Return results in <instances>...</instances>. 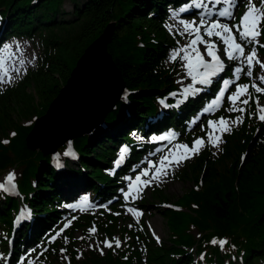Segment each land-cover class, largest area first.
<instances>
[{"label":"trees","instance_id":"1","mask_svg":"<svg viewBox=\"0 0 264 264\" xmlns=\"http://www.w3.org/2000/svg\"><path fill=\"white\" fill-rule=\"evenodd\" d=\"M65 1L0 0V28H4L5 36L37 37L42 49L40 60L46 59L0 95V137H8L10 129L15 131L7 144L0 142V174L11 167L21 168L18 179L22 198L35 210L45 205L51 209L44 217L36 218L44 227L56 219V214L61 215L54 203L62 190L51 165L53 153L28 146L26 136L31 126L23 125L22 120L46 112L86 46L113 23L107 48L131 94L126 100H116L104 116V123L90 135L73 138L80 161L93 171L88 179L79 165L69 168L87 186H94V179L106 180L101 191L94 188V192L109 194L113 180H107L108 175L100 169L108 161L107 154L120 139L133 140L131 129H142L144 123H149L148 116L157 111L156 96L173 84L172 71L178 68L168 64L178 35L165 28L166 10L179 5L177 0H68L73 4L69 12L65 11ZM261 33L264 42V22ZM260 51L264 54L263 47ZM248 121L246 118L244 123ZM249 123V131L245 126L240 130L233 126L218 158L210 159L203 153L183 169V180L194 185L174 201L183 210L153 205L165 218L168 236L164 241H153L142 224H119L118 218L123 215L113 210L94 212L73 227L84 231L94 224L98 233L114 231L120 244L115 252L109 249L105 255H99L94 247L87 249L80 264H200L199 252L204 253L208 263L222 264L233 257L242 264H264V131L253 135V123ZM110 133L116 135V140ZM99 136H103L101 140ZM244 150L240 162L239 153ZM154 193L153 197L167 200L161 190ZM1 201L5 202L0 204V222L6 224L18 202L0 190ZM106 219L110 222L107 227ZM195 229L197 235L192 233ZM220 240L226 243L221 246ZM137 243L148 244V248L138 249ZM141 253H145V261Z\"/></svg>","mask_w":264,"mask_h":264},{"label":"rangeland","instance_id":"2","mask_svg":"<svg viewBox=\"0 0 264 264\" xmlns=\"http://www.w3.org/2000/svg\"><path fill=\"white\" fill-rule=\"evenodd\" d=\"M246 2L248 4V0ZM253 2L258 7L261 6V0H253ZM72 6H73L72 2H70L68 0H66L64 2V7H65L66 12H69V10L72 8ZM245 9H246V6L244 7V10H242L240 12L242 15L246 11ZM236 12L234 13L233 20L230 23L229 28L235 29V27L238 25L237 30H242L239 28V25H240L239 22L234 21L235 16H236ZM201 19L205 20L204 25L200 24ZM168 21H169V23H168L167 28L171 31H174L178 35L183 36V38H184V40H182L180 43L179 49H182L184 47V45L188 44L190 39L194 38L192 34L184 31V24L181 23V21L191 22V23H194L195 26H198L200 28L199 34L202 36L204 43H198L195 47L197 48V50L202 55H204L205 58H210L207 55V53L205 52L206 42H208V40H207L208 38H204L203 33H206L205 28L209 27L212 23L208 22L206 20V18H203L201 16L200 11H198V13L196 15L189 14V15H182L180 17L172 16L170 19H168ZM201 27H203V30L201 29ZM236 33H237V31L235 30L234 34H236ZM215 37H217V36L215 34H213L212 37L209 39L215 46L214 51L217 54H219L223 59H227L228 56L225 54V51H224L226 46L224 45L223 41H219ZM218 39H220V38H218ZM17 46H19V51H17ZM222 46H224V47H222ZM100 49H101V47H100ZM187 51L189 54H192V50L190 48ZM96 53H97V51H96ZM36 54H37V46L33 45V43L30 41H26L24 39H10L7 42H5L3 47L0 49V61H3L2 69H0V78L2 77L0 79V82H3V83L9 82V81L13 80L14 78H16L17 76H19L21 73L25 72L26 68L34 61ZM178 54H179V60H180L179 62L181 64L182 70H183V66H184V68H186L185 67L186 61L182 59V57L184 56L185 53L183 51H179ZM96 55L99 56L100 61L106 67V69L111 72L113 67L110 64V62L107 61L105 54L98 53ZM240 59H237L236 61L238 62ZM21 60L24 61L23 64L20 63ZM257 60L260 61V63H257L256 62ZM261 64H264V56H258L256 54V58L254 59L251 67H253V66L257 67L258 73L255 75V80L257 82H254V80H252V85L255 84L257 86V85L264 84V68L261 67ZM237 65H238V63H237ZM246 65H247V63H246ZM248 67L249 66L247 65V67L245 68L246 69L245 74L247 73L246 75H248ZM198 77H200V76H197L196 78H198ZM111 78L113 79V76H111ZM120 86L121 85H119L118 91L116 92L115 96L110 99L111 101L108 102L105 109H107L111 105V103L113 102L114 98L116 97V95L118 94V92L121 89ZM187 86H188V84L186 85V88H187ZM261 106H264V101L259 104V108ZM103 111H105V110L103 109L99 113L97 118L100 116L101 113H103ZM35 118L36 117L30 116V118L24 119V120H22V122L26 123V124H30ZM100 118H101V116L99 117V119ZM230 118L233 120L232 117H230ZM210 120L211 119H209L208 122ZM219 120H220V118H214V124L207 128L206 133L204 136H202V138L198 137V136L193 138V140L200 138L203 141V143H202V145L197 146L199 149L197 152L187 153L188 160L191 158V156L198 153L204 147L203 146L204 142H207L211 145V149L209 152H211L212 154H214V152L219 149V145L223 141V138L221 136H222V133L224 132V127H225L224 125L219 124ZM224 120H226V119L224 118ZM199 126L200 125L195 126L189 132L196 130ZM88 127H90V126H88ZM227 127H228V121H227ZM209 133H212L211 137L209 136ZM40 134H41V132H38L37 134H35L36 139L35 138L31 139V143L33 145L36 144L37 137ZM182 136L184 137L185 135H182ZM182 136H180V137H182ZM217 136H219L220 139L217 142V145L214 146V144L211 141H215ZM178 144H184V143L179 141V142H176L170 149L167 148V150H164V151L159 150L158 153H154L152 158H155V159L153 161H150L149 158L146 159V164L142 168H140L135 174L131 175V178L129 181L125 182V184H123L122 186L119 187V193H120L119 197L122 198V199H120L122 201V205H121L122 207L120 209L124 210V211L126 210L127 215H128V218L126 220H124V219L118 220L119 223H121V224H124V223L132 224L134 221L140 220L142 218V223H143L144 229L147 233H149L151 235L152 239L158 238L159 240L164 241L167 238L168 229L166 228L164 216L155 207H148V206L141 207L140 204L143 202L144 203L152 202V203H155L156 205H158V203H160V202H158V200H159L158 198L150 196L149 187H151V186L160 187L162 189L161 192L164 193V195L167 199V201L164 202V204L163 203L161 204V207H165L166 204L173 203L176 200V197H178L180 194H182L183 191H185L189 186H193V184H192L193 182H191L190 180H186L185 178H184V180H183V178H180V179L173 178L175 172L178 170V168L181 166V163L185 159L181 160L178 164H172L167 169V175L166 176H162L159 180H152V182L149 185L143 187L142 191H140L139 193H134L137 197L135 200H133L131 198V196L129 197V199L126 200L124 198L123 192L127 191L128 184H130L135 179V177L145 169L149 170V176L148 177H142V179H150L151 174L154 171V168L159 165L160 158L162 156L172 155L173 153L175 154L176 152L179 153L178 156L181 154H184L185 153L184 149L176 150L175 146ZM54 145H52V146H54ZM191 146H192V144L189 147H191ZM50 148H49V150H50ZM155 148L158 149L159 147L155 146L154 149ZM49 150H47V151H49ZM170 150H171V152H170ZM10 151H12V150H10ZM240 159L241 158H239V161H240ZM149 162H151V166H150ZM226 166H228V163L226 164ZM19 172H20V167H15L12 169L11 172L5 174V176H9L11 174L14 177H16V176H18ZM13 176H12L11 181L14 180ZM5 179H7V178H5ZM59 181H60V184H62V181L61 180H59ZM84 196L87 198L88 194H85ZM141 198L143 200L142 202L139 201V199H141ZM145 200H147V201H145ZM116 201H119V199H117ZM158 206H160V205H158ZM129 209H133V211H129ZM86 210L87 209H83L82 211H73V212H75V214H77L79 212H85ZM69 223H70L69 217H66L64 224L59 226L56 234L52 235L50 237V239H53L56 237L57 234H60L62 232L63 227H65V225H67V227H68ZM92 228H94V227H89L88 230L90 231V229H92ZM90 232H92V231H90ZM92 233L95 234L96 231L92 232ZM192 233L196 235V234H198V231L195 229L192 231ZM73 236L80 238L81 236H83L82 230L79 229V230L75 231L73 233ZM116 240H119V239L115 238L112 241L114 245H116ZM65 241H67V238L65 239ZM90 244L99 245L100 249L104 250L103 246H101V243L96 236H93L89 240V242H86L85 244H83L82 242L80 243L81 246H83V245L88 246ZM37 247H40V249L42 248L40 244H37ZM58 250H59V252H62V246L59 247ZM82 257H84V256L79 255V258H82ZM60 260L68 261L67 255L64 252H63V254H61V256L59 258L56 257L54 259V264H61ZM31 264H36V263L34 261H31ZM234 264H241V263L236 262Z\"/></svg>","mask_w":264,"mask_h":264},{"label":"snow or ice","instance_id":"3","mask_svg":"<svg viewBox=\"0 0 264 264\" xmlns=\"http://www.w3.org/2000/svg\"><path fill=\"white\" fill-rule=\"evenodd\" d=\"M217 4L223 2L229 7H224L221 9L218 13L219 16L225 17L230 16L231 11L230 8L234 7L233 0H215ZM197 8L202 7L201 4L195 5ZM187 6L184 8H181L180 11H186ZM210 14V13H208ZM205 15V13H201V16ZM264 22V0H261V6L258 7L253 0H248V4L246 5V11L243 13V15L240 18V25L239 28L242 29L239 32L240 40L241 41H250L252 43L256 42V38L260 36L261 30L260 26L261 23ZM181 23L184 24V31L188 32L193 35L194 38L190 39L188 44L184 45L182 49H177L172 54V59L177 58V52L183 51L185 54L182 57L183 60L186 61L185 67L187 68V74L192 77L193 83H200V84H209L211 83V80L209 79L212 76H215L218 72L223 70V65L221 64L220 57L216 55V52L214 51V44L211 41L206 42L205 52L209 57H211V61H207L204 59V56L197 50L195 47L198 43H204V40L200 33V28L198 26H195L194 23L187 22V21H181ZM201 25L205 24V20L201 19L200 21ZM216 29H220V31H215ZM206 34L210 37L213 34H215L218 38H220L224 45L226 46L224 51L225 54L228 56L230 60H237L240 58H243L244 61L247 63L248 67V75H252L251 66L253 64L254 59L256 58V50L253 48L250 52L247 54L245 53V45L241 42H237V39L233 36L231 29L229 28L228 24H220L218 22H213L209 27L205 28ZM192 50V54L188 53V49ZM17 51H19V46H17ZM257 63H260V61H256ZM21 64L24 63L23 60L20 61ZM3 61H0V69H2ZM261 67L264 68V64H261ZM200 69L204 70L203 75H201ZM237 73L240 71L239 68L235 70ZM201 76L200 80L197 81L196 77ZM225 84H228V81L224 82ZM191 87V86H189ZM251 87L255 89L257 93L264 92V88L257 87L255 84H253ZM249 89L248 84H237L235 92H233L228 99L235 103L236 101H240L241 103L247 105L248 100L243 99L240 100V97L247 94ZM187 91V90H186ZM199 91V89H193V92ZM240 111H243L244 109H239ZM260 112H264V106H261L259 108ZM239 119V118H237ZM259 119L264 120V114L259 116ZM209 125H213V121L208 122ZM220 125H224V131L229 130L227 127V121L224 120V118H220L219 120ZM212 133H209V136L211 137ZM152 140H163L165 137L163 136H154L151 138ZM220 137L217 136L215 141H211L214 146L217 145V142L219 141ZM203 141L200 138H197L193 141L192 146L189 147L188 145L178 144L175 146L176 150L184 149L185 153L181 154L179 156H176L174 153L172 155H164L160 158L159 165L154 168V171L151 174L150 179H142V177H148L149 176V170L145 169L140 174H138L135 179L128 184L127 191L123 192L124 198L127 200L131 196L133 200H135L137 197L134 193H139L142 191L144 186L149 185L152 180H159L162 176L167 175V169L172 164H178L181 160L187 159V153H195L197 152L198 145H202ZM126 151V149H121V159H123V154ZM171 152V150H170ZM150 166H151V162ZM9 181L12 180V175L10 174L7 178ZM4 187L3 185H0V188ZM129 211H133V209H129ZM67 227V225H65ZM90 231H93L90 229ZM217 241L213 240L212 243H216ZM105 246L111 247L112 245L105 240L104 241ZM226 243L224 240H220L219 244L223 246ZM119 240H116V246L119 247ZM31 264V262H29Z\"/></svg>","mask_w":264,"mask_h":264},{"label":"bare ground","instance_id":"4","mask_svg":"<svg viewBox=\"0 0 264 264\" xmlns=\"http://www.w3.org/2000/svg\"><path fill=\"white\" fill-rule=\"evenodd\" d=\"M85 63L84 68L81 67V70L74 73L69 86L62 91L59 98L61 102L58 100L61 104L56 107L58 113H53L50 109L52 115L36 123L33 133L40 128L42 131L41 138L35 145L42 151L49 149L64 136L68 138L78 131L90 129L92 126H88L105 109L117 91L119 81L115 76L112 79V75L104 71L93 59L89 58ZM54 106L55 104L52 108ZM29 142L31 143L30 138Z\"/></svg>","mask_w":264,"mask_h":264},{"label":"water","instance_id":"5","mask_svg":"<svg viewBox=\"0 0 264 264\" xmlns=\"http://www.w3.org/2000/svg\"><path fill=\"white\" fill-rule=\"evenodd\" d=\"M112 28H113V23H109L104 29H103V31L101 32V34L99 35V37L98 38H96L85 50H84V52H83V54L80 56V58L78 59V61H77V63H76V66L73 68V70L71 71V75H70V77L68 78V80H67V83H66V85L61 89V91H60V93L57 95V97L51 102V104H50V106H49V108H48V110L46 111V113L43 115V116H41L40 118H37L36 120H35V124H34V126H33V128L31 129V131L29 132V134L27 135V138H26V141H27V144H28V146L29 147H31V148H33V149H35V148H37L36 147V145L34 144H32V143H30L29 142V138L30 139H33V138H35L36 139V136H35V134H37L38 132H41L42 131V128H40L39 130H37L36 132H34L33 133V131H34V129L36 128V126H37V122L38 121H40V120H43L44 118H48V117H50V115H52V110H53V113L54 112H56V109L60 106V104L61 103H58V100H60V102H61V99H59L60 98V96H61V94H62V91L65 89V88H67L68 86H69V83H70V81L72 80V78L74 77V73L76 72V71H78V70H81L82 68H84L83 67V65L85 66V62L90 58V59H93V60H95V61H97L98 62V64L99 65H101V67H102V69H104V71H106L107 73H109L110 75H112V76H115L116 77V79L120 82L119 83V85H121L120 86V91L118 92V94L116 95V97L114 98V100H113V102L111 103V105L107 108V110L108 109H110L112 106H113V104H114V101H115V99L118 97V95L120 94V92L122 91V88H123V83H122V81H121V79H120V77H119V72H118V69L116 68V65L113 63V61H112V58H111V55L110 54H108L107 53V50H106V48H107V44L111 41V36H112ZM100 47H101V49H100ZM96 51H97V53H96ZM100 51V52H99ZM103 51V52H102ZM98 53H102V54H105V57H106V59H107V61L108 62H110V64L112 65V71L110 72V71H108L107 69H106V67L102 64V62L100 61V58H99V56L98 55H96V54H98ZM88 55V56H87ZM85 59V60H84ZM112 61V62H111ZM83 63V64H82ZM82 67V68H81ZM119 85H118V87H119ZM117 91H118V88H117ZM116 91V92H117ZM116 94V93H115ZM115 96V95H114ZM113 96V97H114ZM57 101V102H56ZM111 101V100H110ZM56 102V103H55ZM55 104V106L52 108V106ZM57 107V108H56ZM50 109H52V110H50ZM55 109V110H54ZM104 110H106V109H104ZM106 110V111H107ZM106 111H103V113H101L100 114V116H101V118L99 119V117L95 120V121H93L89 126L91 127H93V126H96L97 124H99L101 121H102V118H103V116H104V114L106 113ZM105 112V113H104ZM58 112H56V114H57ZM100 121V122H99ZM98 122V123H97ZM97 123V124H96ZM93 124H95V125H93ZM82 131V130H81ZM81 131H78L77 133H74V134H71L70 136H71V138L73 137V136H76V135H79V134H82V133H84V132H87V131H89V129H87V130H85L84 132H81ZM33 133V134H32ZM41 138V134L37 137V140L38 139H40ZM68 138H70V137H68ZM65 139H67L66 138V136H64V137H62L58 142L59 143H62ZM56 143L54 146H52L51 148H53V147H55L57 144H59V143ZM37 143V142H36ZM35 147V148H34ZM50 148V149H51ZM48 150V149H47Z\"/></svg>","mask_w":264,"mask_h":264}]
</instances>
